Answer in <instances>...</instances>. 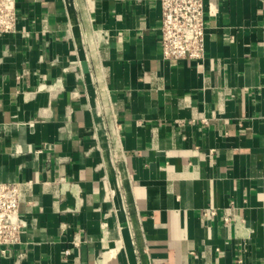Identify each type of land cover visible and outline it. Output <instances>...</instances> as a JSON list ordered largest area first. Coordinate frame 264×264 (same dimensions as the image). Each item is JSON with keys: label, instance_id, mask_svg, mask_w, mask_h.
<instances>
[{"label": "crops", "instance_id": "0c3cea01", "mask_svg": "<svg viewBox=\"0 0 264 264\" xmlns=\"http://www.w3.org/2000/svg\"><path fill=\"white\" fill-rule=\"evenodd\" d=\"M159 1L15 0L0 264H264V0H205L200 61L163 59Z\"/></svg>", "mask_w": 264, "mask_h": 264}, {"label": "built area", "instance_id": "2783aa9c", "mask_svg": "<svg viewBox=\"0 0 264 264\" xmlns=\"http://www.w3.org/2000/svg\"><path fill=\"white\" fill-rule=\"evenodd\" d=\"M160 49L165 60H194L204 57L205 0H160ZM15 0H0V37L15 31ZM20 188L0 183V248L17 245L23 229L18 210ZM214 213L212 212V215Z\"/></svg>", "mask_w": 264, "mask_h": 264}]
</instances>
